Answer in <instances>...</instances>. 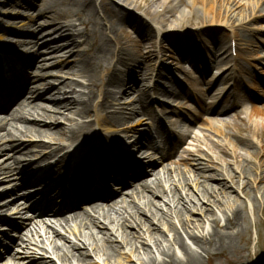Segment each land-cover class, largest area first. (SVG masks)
Wrapping results in <instances>:
<instances>
[{
	"label": "bare ground",
	"instance_id": "obj_1",
	"mask_svg": "<svg viewBox=\"0 0 264 264\" xmlns=\"http://www.w3.org/2000/svg\"><path fill=\"white\" fill-rule=\"evenodd\" d=\"M143 1L147 7L146 14L139 17L121 0L116 3L111 0H39L41 11L38 18L28 16L29 22L25 23L18 21L24 17L17 11L20 7L18 0H0V7L7 11L1 14L0 22L17 31H3L9 37L0 39V80L7 78L11 85L0 92V184L8 183L0 187V224L6 223L19 233L18 243L14 240L9 242L4 256L0 257V264H56L57 261L60 264H92L86 260L88 257H93V264H120L116 255L123 251V247H131L128 259H136V264H213L222 255L227 256L224 258L227 264H249L246 261L250 256L241 253L240 241L250 229L245 209L250 191L253 200L249 201L258 204L254 205V209L256 206L264 209V159L259 164L252 162L260 153L264 156V122L256 121L264 118V107L254 105L253 109H249L253 103L251 95L258 89L252 72L258 70L257 63L264 66V55L259 54L264 41L258 36L264 32V27L254 25L258 19L264 21V0ZM128 2L141 7L138 0ZM159 7L162 13L157 11ZM173 12L179 14L178 24L172 18ZM163 14L164 18L155 25L154 21ZM192 17H197L201 23L197 26L201 43L205 46L219 44L211 39L212 33H215L213 28H223L225 32L222 35L226 41L221 44L225 47L235 42L239 50L238 58L243 60L239 65L234 60L221 65V75L209 91L222 82L226 86L216 90L215 102L206 107L202 106L199 98L177 91L182 88L170 69L164 68V65H160L158 71L155 69L151 56L155 46L149 47L144 55L139 51L133 53L127 45L130 38L126 30L128 26L147 32L149 36L154 33L164 42L174 43L172 39H177L174 36L182 29L181 25ZM38 19H42L43 23L38 24ZM168 25L170 29L166 30ZM48 27L49 31L40 34ZM147 42L143 38L139 44ZM43 47L46 49L41 52L39 49ZM70 48L72 51L69 54H73L75 59L60 66V73L82 81H64L53 93L57 94L56 97L49 100L39 96L44 87L51 85V81L47 80L50 73H43L45 69L55 67L47 63L53 57L50 53L60 56ZM159 52L160 59H164L165 48ZM258 54L260 56L256 58ZM210 56L207 54L204 75L211 70L208 63ZM66 67L69 68L67 72L64 71ZM163 71L171 76L170 82L177 89L151 85L153 78L166 77ZM133 74L141 77L142 85L130 77ZM232 83L235 84L234 89L228 87ZM64 89L77 96L69 99L65 92L61 100L59 97ZM240 91L248 96L240 95ZM133 96H136L135 99L128 103L127 100ZM153 96L164 103H169L171 99L193 100V103L202 106L206 115L233 118L249 125L247 131L251 136L228 137L222 132V126L232 129L235 125L210 121L208 117L203 135L192 134L194 141L210 139V150H220L222 154L229 155L230 161L218 158L223 164L214 175L207 174L211 168L202 163H195L194 170L186 171L185 157L169 164L174 159L175 147L166 145L168 155L157 157L149 154L150 150H155L154 146L146 149L140 142V139L152 140V131L166 135L164 121L154 117ZM44 101L51 102L46 105ZM17 104L19 107L15 109ZM57 116H62L68 124L59 126ZM139 116L148 118L152 124L140 130L126 128L130 122L143 124L142 120H137ZM181 125L179 121L173 123L176 128ZM136 136L139 139L135 145L132 139ZM223 136L225 141L212 138ZM36 137L51 141L35 142ZM23 138H30L32 142L25 143ZM93 140L94 158L84 161L88 163L84 170L98 172L103 169L98 173L99 188L91 191L97 180L88 178L76 188V205L64 207L61 214L49 210L46 217L28 218L31 206L18 201L29 192L36 194L37 190L31 187L22 191L29 188L33 178L45 168L51 171L39 175L38 180L65 174L63 172L73 159L71 149L77 147L79 150ZM46 145H49L47 152L25 163L23 156L31 154L29 147L43 148ZM254 146L257 147L255 151L252 150ZM107 148L110 152L105 151ZM61 151L65 153L57 156ZM101 152L102 164L96 161ZM203 152L197 149L196 154ZM124 159H140L142 162L137 161L134 167ZM143 162L153 168L154 182L146 179V173L139 169ZM160 165L164 176L158 169L155 170ZM30 166L33 172L27 170ZM127 169L131 170L129 175L134 174L133 178L139 181L131 190H127L128 175L124 173ZM14 174L18 175L16 180L20 184H11L10 177ZM213 181L218 182L211 184ZM112 182L118 183L121 191L116 195L109 194L104 200L102 193L106 188L108 191ZM190 187L193 193L188 189ZM154 196L161 197V201L152 202ZM10 197L12 199H8ZM23 201L27 202L26 199ZM196 214L199 217L192 218ZM8 216L9 220L6 219ZM14 218L21 223L14 224ZM205 224H210L209 229ZM6 229L4 227L3 231ZM128 229L137 232L130 233ZM167 232L172 236L166 238ZM56 236L58 238L55 239ZM131 236L135 242H129ZM31 247L40 249L45 257L50 256L52 260L49 262L48 258L40 260L28 256L24 251L31 250ZM257 261L261 264L264 259L257 258Z\"/></svg>",
	"mask_w": 264,
	"mask_h": 264
},
{
	"label": "rangeland",
	"instance_id": "obj_2",
	"mask_svg": "<svg viewBox=\"0 0 264 264\" xmlns=\"http://www.w3.org/2000/svg\"><path fill=\"white\" fill-rule=\"evenodd\" d=\"M99 2V0H97ZM119 0H111V2L116 3ZM123 1L126 7H129L132 12L134 13V15L142 17L145 16L146 14V4L143 0H138L139 5L141 6L140 8L136 7L135 5L130 4V2H128V0H121ZM18 4L20 5V7L17 9V11L21 14H24V17H20V19H18V21H22L25 23H28L29 20L27 19L28 16H33L35 18H38L39 12L41 11V8L39 5V0H18ZM30 8V9H29ZM157 11H159L160 13H162V8L159 7L157 9ZM7 12L4 8L0 7V16L1 14ZM13 13H15V11H11ZM171 15V14H169ZM173 15V20L175 21L176 24H178L179 20V14L176 12L172 13ZM168 16V15H167ZM164 18V14L158 19L154 21V24L156 25L158 22H160L161 19ZM38 24H42L43 20L42 19H38L37 21ZM255 27H264V21L263 20H257L254 23ZM182 29L177 32V34L174 36L177 39H172L175 42H171V41H167L164 42L161 40V37L158 38L154 33H151V36H149L150 34L145 32L143 33L142 31H139L138 29H135L133 26H128L127 27V32L130 35V38L127 42L128 47L133 51V53H136L137 51H139V54H144L146 55L148 52L149 47L151 48L152 46H155L156 48L152 50L151 52V56H152V60L153 63L152 65L155 66V69L158 71L159 66L160 65H164V68L166 69H170L172 71V74L174 75V77L176 78V80L179 83V87L184 89V93L188 94L190 97H197L200 100H202L204 107H206L207 105L211 104L212 102H215V95H216V91L215 89L211 90L210 93L206 92L210 89V87H208L207 84L209 83H214L215 80L211 77H213L214 75H218V64H220L219 61H215L212 64V74L205 76H202V74L198 73V67L196 64V59L201 58L198 55H201V51L204 48V44L201 43L200 40V30L199 28H197V26H201V23L197 20V17H192L190 19H188L186 22H184L182 25ZM164 28V27H163ZM213 28V27H212ZM211 27H208V29H212ZM166 30L170 29V26H166L165 28ZM215 30V33H212V37L211 39L213 41H216L218 43H223L224 41H226V38L223 37V33L225 32V29L220 28V27H215L213 28ZM50 28H45L43 30L40 31V34L45 33L47 31H49ZM206 30V29H205ZM3 31L6 32H17L15 30H11L9 29L7 26H5V24L0 22V39H3L5 37H9L6 33L4 34ZM227 33V31H226ZM228 34V33H227ZM34 36V35H31ZM178 36V37H177ZM263 41H264V32H262L260 35H258ZM145 39L148 40V42L144 45H140V41L141 39ZM27 39H31V37H27ZM229 41V40H228ZM162 45V46H161ZM185 49H184V48ZM82 47H80L81 49ZM161 48H165V58L164 59H160V55H159V51ZM46 48H40L39 50L41 52H44ZM69 49V48H68ZM71 50H69L67 53H64L60 56H56L54 55V53H50V56L45 55V57H50L49 61H47L48 64L50 65H55V67L50 68V69H45L43 71V73H50L49 77H47V80L51 81V85H48L46 87H44V89L42 90L41 94L39 96L41 97H46L48 100L51 97H56L57 94H53L55 91H57V88L64 83V81H70V80H79L82 81V79L78 78V77H73L71 75H67V74H62L60 73V66L64 65L67 62H73L75 59V56L73 54H69L70 51H72V48H70ZM75 50V49H74ZM78 50V49H76ZM261 53V56L264 55V47L260 48L259 54ZM256 55V58H259L260 55ZM157 56L159 57L157 59ZM194 62V63H193ZM236 64H241L243 63V60L241 59H237L235 61ZM123 70H125L124 67H120ZM257 69L254 72H252V79L256 81V85L258 86V89L256 90V93L254 94V98H253V105H250L249 109H253L254 105L258 106L259 108L264 107V98L263 97H259L261 95H264V66L260 65L259 63H257ZM64 71H69V68L66 67L64 69ZM130 72V71H129ZM163 73H165L163 71ZM31 74V73H30ZM132 74V73H130ZM53 76V77H51ZM165 78H153L151 85L153 87H158V88H162V89H177V86L174 84H172L170 81L172 80L171 76H169L167 73H165ZM130 77H133L134 81L137 84L142 85V81H141V77L138 74H133L130 75ZM31 78V77H30ZM175 80V79H174ZM173 80V81H174ZM224 86L221 85L219 86V88H223ZM230 87H234L233 84L230 85ZM217 90V89H216ZM79 91V89H78ZM178 91V89H177ZM62 92V95L60 94V99L62 100L64 98L63 94L65 92H67L66 97L69 99L75 98L77 95H70V90L68 89H64ZM243 95H246V93H242ZM37 94H35L36 96ZM136 95V94H135ZM30 96V95H29ZM247 96V95H246ZM133 96V98L127 100V102L129 103L130 101H132L133 99H135ZM255 97L258 99H255ZM262 101H260V100ZM51 102V101H50ZM49 101H44L43 103L46 105L50 104ZM125 103H123L124 105ZM151 104L153 106V114L154 111H156L155 113V117L158 119H162L165 122L166 125V132L167 135L171 132V131H175V127L173 126V123L176 121H179L180 118L182 121H184V125L181 128L180 131H184L186 132L190 126L191 128H193V133H195L196 135H203V132L206 130V124L205 121L203 123L199 122V119L201 117H204V120L208 119V117L210 118V121H216L219 120L222 122V120L220 119H216V117H212L211 115H205V112L201 109V105H196L195 103H192L190 101H188L187 99H179V100H174L171 99L169 100V103H164L163 101H159L157 100V97L153 96V99L151 100ZM127 104H125L126 106ZM165 106V107H164ZM168 113V115H166V113ZM174 112V113H171ZM68 114V113H66ZM71 116V115H69ZM58 117V121L57 124L59 126H64L65 124H68V122L66 120H64V118H62V116H57ZM180 117V118H179ZM87 121L89 119H86ZM137 120H142L143 124H137L136 122L131 123L126 126V128H136L138 130L140 129H144L149 127V125L152 124V122L150 120H148V118H144L142 116H139L137 118ZM198 123L194 126H192V122H197ZM228 121V123L230 124H234L235 128L232 129H228L224 126H222V132L226 135V136H230L231 137H240V138H247L250 137L251 134L247 131V128H249V125L247 124H243L242 122L235 120L233 118H227L226 119ZM85 121V120H83ZM255 121V120H254ZM256 121L264 122V118H258ZM223 123V122H222ZM202 125V126H201ZM154 138H156V141L158 143V145L160 146V149L158 150V153L163 154L164 150V139H162L160 137V139L157 136H153ZM177 137L181 138L183 140V143L180 145L179 149H178V154L177 156L169 161V164H171L172 162H179L180 159L182 157L187 158V165H186V171L187 170H194L195 168V163H202L205 165H208L211 169L209 171H207V174H217L218 170L221 168V162L218 161V158H222V160L230 161L229 155H224L225 153L222 154V152L220 150H215L214 152L211 151V141H209L210 139L203 141L201 140L200 142L194 141V137L195 136H191V137H181L180 134L177 132ZM37 139H35V142H50L51 140L49 139H45L42 137H36ZM138 136L134 137L132 140L133 142H135V145L138 143ZM214 140L217 141H225L224 140V136L222 138H215L212 137ZM23 140L25 141V143L30 144L32 141V139L30 138H23ZM235 140V139H233ZM145 146H149L150 142H145V140H140ZM168 143L173 147L174 146V137H172L170 139V136H168L167 138ZM222 143V142H221ZM232 143H236V141H232ZM256 143H258V140H256ZM49 144V143H48ZM53 144L55 145L56 142H53ZM57 145V144H56ZM213 146V145H212ZM47 148H49V145L43 148H35V147H29L28 149H30L31 154H29V156H23L25 163H30L32 160L36 159V156L43 154L45 152H47ZM162 148V149H161ZM134 149V148H133ZM197 149H202L204 152L202 154H196ZM135 150H137V148H135ZM253 151L257 150V147L254 146L252 148ZM228 151V149H227ZM62 152V151H61ZM187 152H190V154H187ZM242 153H244L243 151H241ZM60 155V152L59 154ZM220 156V157H219ZM202 159H199V158ZM214 158V160L212 159ZM264 159V156L262 153H260L258 156H256L255 158H253L252 162L255 164H259L262 160ZM213 160V161H212ZM181 164H183L184 162H180ZM252 165V164H251ZM159 172H161V175L164 176V173H162V166H158L155 170H157ZM184 169V168H183ZM27 170L33 172V170L31 169V166L27 168ZM143 170L144 172H147L148 174V178L146 179H152V181L154 182L155 179L153 178V168H149L146 165H143ZM150 174V175H149ZM18 175L14 174L13 177H10V179H12L11 184L16 185L19 184L20 182H18V180H16V177ZM127 181L129 183H131L132 185H129V189H133L134 188V180L128 178ZM203 181V179H202ZM218 181H213L211 182V184H216ZM5 185H8V183H1L0 187H5ZM171 186V185H169ZM12 187H9L8 189H10ZM7 189V188H6ZM7 189V190H8ZM190 190V192L193 193V188H188ZM6 191V190H5ZM119 189L112 191V194H116V192H118ZM0 193H2V190H0ZM248 197H250L249 199L253 198V193L250 191L248 193ZM8 199H12V197L8 198ZM249 199H247V203H246V212L248 214V218H249V222H250V229L248 232L244 233L241 237V253L244 256H250L248 259V261H246L249 264H259L257 261V258H263L264 259V209H261L259 207L256 206V208L254 209V205H258L256 203V201H249ZM253 200V199H252ZM23 200H19V203H23ZM152 202H160L161 201V197H156L154 196L153 198H151ZM199 217V215H192V218L197 219ZM14 223H20L19 220H14ZM157 223V221H156ZM154 223V226L157 224ZM206 228L209 229L210 224H205ZM4 227L3 224H0V229ZM130 233H135L137 232L135 229H128L127 230ZM7 235L10 236V239L16 240L19 236V233L17 234L15 231L10 230V231H6ZM24 234H26V232H24ZM167 234H169V232H167ZM166 235V238L171 237L172 235L169 234L168 237ZM0 238L2 240V245L0 244V254L2 253V251H4V247H3V243H7L3 233L0 232ZM55 239L58 238L57 236L54 237ZM136 240L131 236V239L129 242H135ZM142 241V240H140ZM18 243V241H17ZM3 247V248H2ZM125 249V250H124ZM122 252L120 254L116 255V258L119 260L120 264H136V259H134L133 261L129 260L128 258L131 257V247H123L122 248ZM28 254V256H33L36 257L40 260L44 259V258H48L46 260H48L49 262L52 259H49L50 256L45 257V253L42 252L40 249L36 248V247H31V250H26L24 251ZM78 252V251H76ZM75 252V253H76ZM3 254V253H2ZM227 258V256L222 255L218 257V260H216L213 264H227L225 259ZM234 259H236V257H234ZM86 260H89L92 262V264L95 262L93 260V257H88ZM9 261V260H8ZM7 263V262H6ZM56 264H60L58 261ZM83 264V263H82ZM85 264V263H84ZM89 264V263H86ZM97 264V263H96ZM264 264V261L261 263Z\"/></svg>",
	"mask_w": 264,
	"mask_h": 264
}]
</instances>
